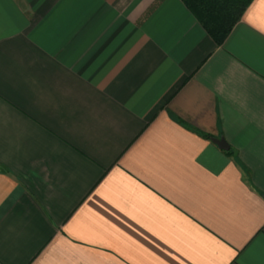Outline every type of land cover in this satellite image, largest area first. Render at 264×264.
Listing matches in <instances>:
<instances>
[{
	"label": "crops",
	"instance_id": "1",
	"mask_svg": "<svg viewBox=\"0 0 264 264\" xmlns=\"http://www.w3.org/2000/svg\"><path fill=\"white\" fill-rule=\"evenodd\" d=\"M263 195L264 0H0V264H264Z\"/></svg>",
	"mask_w": 264,
	"mask_h": 264
},
{
	"label": "trees",
	"instance_id": "2",
	"mask_svg": "<svg viewBox=\"0 0 264 264\" xmlns=\"http://www.w3.org/2000/svg\"><path fill=\"white\" fill-rule=\"evenodd\" d=\"M220 46L252 0H181Z\"/></svg>",
	"mask_w": 264,
	"mask_h": 264
},
{
	"label": "water",
	"instance_id": "3",
	"mask_svg": "<svg viewBox=\"0 0 264 264\" xmlns=\"http://www.w3.org/2000/svg\"><path fill=\"white\" fill-rule=\"evenodd\" d=\"M211 140L221 149L223 150H228L229 149V146L227 144V142L224 140L223 137H219V138H215V137H212ZM263 199H264V195L262 196Z\"/></svg>",
	"mask_w": 264,
	"mask_h": 264
}]
</instances>
